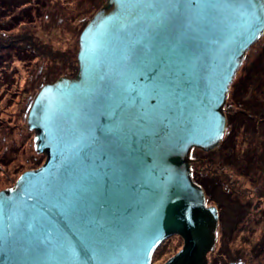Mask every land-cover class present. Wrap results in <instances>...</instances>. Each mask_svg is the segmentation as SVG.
<instances>
[{
	"label": "water",
	"instance_id": "95a60500",
	"mask_svg": "<svg viewBox=\"0 0 264 264\" xmlns=\"http://www.w3.org/2000/svg\"><path fill=\"white\" fill-rule=\"evenodd\" d=\"M78 71L39 91L42 167L0 191V264H209L219 215L193 149L223 140L230 87L264 34V0H106Z\"/></svg>",
	"mask_w": 264,
	"mask_h": 264
},
{
	"label": "rangeland",
	"instance_id": "374dc122",
	"mask_svg": "<svg viewBox=\"0 0 264 264\" xmlns=\"http://www.w3.org/2000/svg\"><path fill=\"white\" fill-rule=\"evenodd\" d=\"M24 1L27 4L23 7H14ZM105 2L0 0V191L10 189L24 172L38 169L45 162L46 156L38 155L35 151V133L28 129L30 108L44 85L54 83L61 77L76 76L79 38ZM257 44L246 54L232 90H236L238 82L243 80L258 55L259 60L263 58L264 64V36ZM260 79L263 92L264 69L255 80ZM259 81L250 87L249 98L255 95ZM232 94L227 100L231 105L228 109L241 105L236 93L234 96ZM262 100L264 111V93ZM238 144L240 166L235 170L232 167L224 169L228 173L234 171L235 179L240 180V188L245 191L243 196L227 194L222 182L217 180L216 192L210 199V204L216 203L223 209L224 226L221 229L227 225L236 230L235 235L228 236L235 247L242 243L264 241V217L254 209L256 198L253 200L247 195V189L253 190L252 195H255V190L264 184L260 172L264 169V154L245 156L243 151L246 144ZM215 159L218 166L224 160L222 157ZM238 211L244 215L240 216L242 214ZM224 236L221 232L219 244L226 243ZM183 245V239L171 236L156 250L152 263L165 264L180 252Z\"/></svg>",
	"mask_w": 264,
	"mask_h": 264
},
{
	"label": "flooded vegetation",
	"instance_id": "af4514ba",
	"mask_svg": "<svg viewBox=\"0 0 264 264\" xmlns=\"http://www.w3.org/2000/svg\"><path fill=\"white\" fill-rule=\"evenodd\" d=\"M255 45L258 44L255 43ZM252 66L250 70L246 72L243 80L238 82L236 90H232L234 82L230 87L228 97H230L234 91L237 101H240L241 105H239L240 107H234L236 109L235 111L233 106L231 109H228L231 105H228L229 102L226 101V128L221 143L216 149L210 152L202 149H193L190 154L192 160V179L203 189L207 206L216 207L219 215L218 229L216 231V245L213 251L208 255L209 264H264V241H259L257 243H242L235 247L234 244L230 243V238L228 236L235 235L236 230L227 225H225L226 228L221 229L223 224V209L216 203L210 204L211 196L216 192L217 180L222 182L227 194L230 193L235 196H241L243 192H245L240 188V180L237 178L235 179L234 171L228 173L227 169H224V167H232L233 170H235L236 167L240 166L241 161L238 142H240V144H246V149L243 151L245 156L251 154L250 157H256L257 155L260 156L264 154V111L262 100V93H264V90L262 92L261 79L260 81L257 80L259 82L257 83L258 88L256 87L255 89V95L250 96V98L248 97L251 90L250 87L257 82L255 80L256 77L260 76L259 55ZM236 80H238L237 77L235 78V81ZM234 94H232V96H234ZM217 157L224 158L222 164L219 166L215 164V158ZM260 172L264 178V169ZM263 186L255 190V195H252V193H254L253 190L247 189V195L251 196L253 200L256 198L254 209L256 212L261 213L262 217H264ZM238 213L242 214L240 211H238ZM243 215L244 214L240 216ZM221 232L222 237L223 235L226 237L225 244H219L221 241Z\"/></svg>",
	"mask_w": 264,
	"mask_h": 264
},
{
	"label": "trees",
	"instance_id": "16d2710c",
	"mask_svg": "<svg viewBox=\"0 0 264 264\" xmlns=\"http://www.w3.org/2000/svg\"><path fill=\"white\" fill-rule=\"evenodd\" d=\"M25 4H27V1L20 2L19 4H16L14 7H15V8H20V7H23ZM262 59H263V58H261V60H259V61H260V62H259L260 72H261V69H264V64L262 63V62H263Z\"/></svg>",
	"mask_w": 264,
	"mask_h": 264
}]
</instances>
